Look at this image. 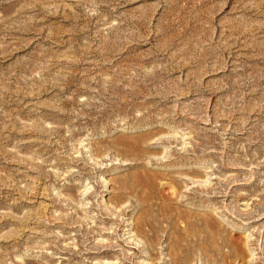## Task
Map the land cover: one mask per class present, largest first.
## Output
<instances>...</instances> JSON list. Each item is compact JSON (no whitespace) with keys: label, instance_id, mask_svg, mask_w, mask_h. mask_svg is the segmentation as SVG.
<instances>
[{"label":"rangeland","instance_id":"1","mask_svg":"<svg viewBox=\"0 0 264 264\" xmlns=\"http://www.w3.org/2000/svg\"><path fill=\"white\" fill-rule=\"evenodd\" d=\"M0 264H264V0H0Z\"/></svg>","mask_w":264,"mask_h":264},{"label":"bare ground","instance_id":"2","mask_svg":"<svg viewBox=\"0 0 264 264\" xmlns=\"http://www.w3.org/2000/svg\"><path fill=\"white\" fill-rule=\"evenodd\" d=\"M120 143L121 144H124L123 143V141H120ZM161 154V153H160ZM173 192H175V191H173ZM153 194V193H152ZM145 197V196H144ZM147 197V196H146ZM110 202H113L114 203V206L115 207H117V206H119V204H121V203H123L124 202V200H121V199H115V200H113V201H110ZM161 209H163V207L161 208ZM144 216H142V217H140L139 219H138V225L136 226V229H137V232L139 233V234H141V235H143V236H145V235H147V234H145V232L142 230V227H144L145 225H150V222L148 221V219L146 218V214H145V217L143 218ZM166 227V226H165ZM149 228V227H148ZM177 228V227H176ZM166 229V228H165ZM164 231V230H163ZM176 237H178V234H176V236L174 237V238H176ZM147 240V239H146ZM234 250V251H233ZM227 254H235L234 256L235 257H239L238 255H237V253H236V249L235 248H230V251H228V253ZM227 254L225 255H223V257L222 258H225V257H227ZM208 255V254H207ZM218 255V254H217ZM217 255H213V256H217ZM210 256V255H209ZM178 257V256H177ZM177 257L175 258L176 260H177ZM216 259V258H215ZM215 259H213V260H215ZM239 259L241 260V257H239Z\"/></svg>","mask_w":264,"mask_h":264}]
</instances>
